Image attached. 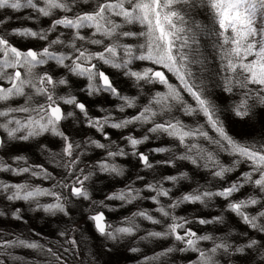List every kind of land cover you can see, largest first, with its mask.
Segmentation results:
<instances>
[{
  "label": "snow or ice",
  "instance_id": "1",
  "mask_svg": "<svg viewBox=\"0 0 264 264\" xmlns=\"http://www.w3.org/2000/svg\"><path fill=\"white\" fill-rule=\"evenodd\" d=\"M93 3L89 11L77 10L76 6H86ZM186 8L206 7L212 14L215 23L219 27L216 33L218 43L215 45L218 58L221 62L222 86L226 93L233 94L239 89L241 99L232 107L235 117L244 120L253 113L254 104L264 107V0H0V10L10 9L20 12L24 9L32 10L36 16H28L25 19H38L39 17L52 18L57 12L62 13L52 20L50 27L39 32L30 28H17L12 34L24 39L48 40V34L57 28H63L72 32L70 40H64L61 33L56 39L49 40L46 47L41 50H22L14 46L5 35H0V82L7 83V87L0 83V103L16 98H25V104L0 109V130L6 133L10 141H29L44 134H51L64 141V147L60 153L49 154V162L66 170L71 176L79 163L82 152L79 143L73 142L69 136L61 130V122L74 116L73 112H65L61 103L72 105L83 115L88 127L96 129L110 139L105 133V127L124 129L132 124L152 126L147 129L153 135H167L177 141L184 152L175 156L176 160L188 161L198 168L211 171L215 178L224 179L227 174L235 171L242 163H247L249 171L242 173L237 181L218 191L201 190L197 188L184 194L167 207L160 206L157 211L162 217L171 220L163 232L149 231L142 240L172 238L182 247H169L155 256L145 258L143 264H157L160 257L172 252H192L197 254L195 264H220L218 255L231 256L234 253H245L246 250L260 252V259L264 261V242L257 239H249L245 244L233 246L227 237H213L212 235H198L195 231L186 227L191 221L184 217H177L169 209L178 208L184 203H199L207 207L215 197H222L229 201L228 210L235 213L240 220L257 233H264V210L251 215L247 209L261 205L264 208V200L260 196L250 195L243 200H231L233 194L240 191L245 185H251L264 194V142H241L227 131L224 121L220 117L217 105L205 95L206 81L203 73L206 71V59L198 45V32L203 31L200 24L190 20L182 10ZM71 13V15H69ZM117 18L120 22H117ZM258 19L261 21L258 25ZM4 23L0 20V24ZM127 25H138L139 32L122 31ZM84 29L92 30L91 36L82 35ZM211 34V33H209ZM99 37V38H96ZM122 38H134L141 40L135 46L121 43ZM86 44L102 46L103 50L93 52L84 44L77 46L76 41ZM105 40L109 43H105ZM60 45L71 49V52H58L56 46ZM71 61V63H66ZM93 61H98L94 63ZM135 61H146L151 65L159 66L176 77L177 84L169 81L165 71L154 67H145L142 70H133L131 65ZM54 62L57 66L66 68L72 75L85 78L88 83L86 91L88 95L107 93L122 103L118 106L120 112L127 108L137 107L138 97L123 95L114 85L113 80L99 66L107 65L116 69L130 79L139 88L141 84H159L165 89L156 92L148 103L140 107V111L131 118L119 121L114 120L109 113L102 118L89 116L86 105L77 100L75 96H57L56 89L61 85H67V79L56 80L48 72L40 73V66ZM193 65L200 66V75L192 71ZM143 89L141 88V92ZM192 98L194 104L188 103L184 94ZM35 96L43 97L44 102H33ZM251 102H254L251 103ZM179 109L185 116L202 115L208 129L215 133L209 134L204 125L190 126L172 113ZM101 111H105L101 109ZM18 114H24L20 118ZM164 118L157 122V118ZM125 139L133 149L132 155L136 156L146 169L154 167L147 154L138 152L137 148L149 139L148 135L142 138L127 136ZM201 141L215 147V151L205 148ZM6 141L0 140V148ZM92 145L98 149H110V144H104L97 140L85 141V146ZM156 152H169L172 149L159 148ZM74 152L76 156L74 157ZM219 153H226L233 157L230 165L223 164L219 159ZM128 153L123 148L117 147L115 151L108 150L107 158L115 159L118 156H126ZM14 161L22 166L13 167L0 158V172H11L16 175L29 173L33 176H43L51 179V174L40 165H30L25 156L14 157ZM169 166H174L175 160L159 161ZM100 171L109 175L122 176L124 169L107 159L98 163ZM82 171V170H80ZM92 173L83 178L76 176L71 183L58 181L56 187L69 189L71 197L90 200L91 196L85 187V181L90 179ZM188 178L187 173L179 176H168L164 181L176 184L180 179ZM137 179H144L137 177ZM145 188L155 193L151 197L154 203L160 204L159 197H169L170 190L163 187V181L149 183ZM0 194H7L9 201H24L35 204L37 209L45 213L56 215L63 213L68 215L66 197L60 193L33 187L29 184H8L0 181ZM42 196L53 197L55 202L41 205L39 198ZM140 190L131 185L126 189L110 194L107 199L120 200L130 204L135 200L143 199ZM97 207H107L103 201H92ZM6 215L0 211V217ZM13 217L22 220L20 210L13 213ZM142 218L153 224H161L162 221L154 218L147 210H139L132 217L125 218L123 226L114 227L109 223L102 211L91 214L88 219L92 222L95 231L102 237L118 242L124 237L133 236L138 232L139 225L136 218ZM200 224L223 223V217H214L212 220L199 219ZM181 232L183 234H181ZM64 235V233H61ZM243 235H247L244 233ZM202 241H211L212 247L204 249L200 247ZM75 249L76 241H70ZM22 247L35 251L45 256L48 264H64V259L52 248L46 247L39 241H29L16 236L12 240L0 239V256H7L11 261L19 264H30L23 257L13 256L9 249ZM67 253L69 250L64 249ZM139 252V248L130 249ZM0 264H4L0 260Z\"/></svg>",
  "mask_w": 264,
  "mask_h": 264
},
{
  "label": "trees",
  "instance_id": "2",
  "mask_svg": "<svg viewBox=\"0 0 264 264\" xmlns=\"http://www.w3.org/2000/svg\"><path fill=\"white\" fill-rule=\"evenodd\" d=\"M181 8L185 12V14L190 18V20L200 24L203 28V31L198 32V45L200 53L202 54V58L206 59V71L203 73V79L206 81L205 95L217 105L218 109L220 110V117L224 121L227 131L230 135H232L234 138L241 142H264V107H260L258 105H255L254 102H251L254 104L253 113L250 117L244 120L235 117L234 113L232 112L233 105L235 103H238L241 99V92L239 89H236L234 90L233 94H228L223 89V73L221 72V62L218 58L217 50L215 47V45L218 43L216 33L219 32V27L215 23L212 14L207 10L206 7L186 8L181 6ZM4 10L8 11L9 9ZM61 14L62 13H60V15ZM4 15L5 13H3V10H0V18ZM23 16L35 17L36 14L30 9H24L20 12H15L13 10L9 12V17L13 20V25H17L16 20H19ZM45 20L46 17L45 19H41L42 22H45ZM117 21L120 22L118 18ZM260 22L261 21L258 19V25L260 24ZM32 26H34V24ZM86 30L87 29H84L83 32L88 35ZM122 31L139 32L141 31V28L138 25H127L122 29ZM14 37L15 40L9 39V41L16 47L18 42L23 43L25 40L24 38L15 36L13 34L10 36V38ZM17 39L19 41L15 42ZM26 40L25 45L27 48L36 45V43L32 40V42L29 41L30 39ZM121 42L124 44L135 46L136 44L141 43L142 41L134 38H122ZM84 46H90V48L93 47L91 46V44L86 43ZM99 66L106 74H109L111 78L114 79L116 77L114 74V76H112L111 74L112 72H115V74L117 75L118 70L113 69L107 65ZM131 67L133 70H140V67H154L156 69H160L159 66L151 65L149 62L146 61H135L131 65ZM56 69H58L60 74H62L63 71L61 72V70L65 68L58 66ZM164 71L169 81L173 84L178 85L176 77L173 76L171 73L167 72L166 70ZM192 71L199 76L200 66L193 65ZM65 74L67 75L70 73L66 72L64 73V75ZM68 80L71 85L78 88H81V86L85 87L86 85L84 83L85 80H71L69 78ZM119 80L120 85H123L126 88L125 90L121 88L122 94L126 96L138 97L136 101L137 103L142 102L144 104H147L149 95L153 96L158 91H165L164 87L159 84H143L144 86L141 87L143 91L141 92V88L138 89L134 81L124 76L122 72H120ZM136 87L138 90L136 89ZM82 98L84 103L88 106V109L92 108V106L95 105L97 109H104L107 114L110 113L113 117L117 119H122L123 117L129 118L130 116L132 117V115L137 114L138 111L136 107L134 113H130L129 111L127 112V110H125L124 112H120L121 114H119L118 109L116 111L115 109L118 108V106L122 102L116 99L115 97L112 98L106 95L105 97H99L97 95L95 101L90 100L88 97ZM184 98L188 101V103L194 104L192 98L186 93L184 94ZM24 99L25 98L20 97L9 104L3 103V105H0V109H3L9 105H12V107H18L24 102ZM100 113L101 112L99 111L98 114L100 115ZM118 114L120 116H118ZM23 115L21 114L18 116L20 118H23ZM76 115V120L70 123L71 131H75L77 136L80 139H84L85 141L89 139L96 140L97 133L93 134V131H91L90 128L87 126L83 115L79 111H77ZM172 115L179 117L185 124L190 126H195L197 124H205V119L202 115L185 116L179 111V109L175 110ZM164 118L158 117L157 122H162ZM151 126V124L141 125V128L138 130L137 134L149 136V139L146 142L142 143L139 146V149L144 151L149 156L150 162L153 163L154 167L152 169L147 170L146 168L142 167L143 165L140 163V160L135 159L134 157L131 159V156H129L128 154L127 159L123 160L124 162L121 163L122 165L120 164V162V165H117L124 169V174L120 176L119 179H117V176L115 181L113 182V184L115 185L118 184L122 186L124 184H133V187L138 189L141 188L142 190L140 194L144 198L140 199V202L138 203V200H135L130 204H125L120 200H113V202L118 207H120L117 213L119 220H122L123 218H128L130 215H133L139 210H147L150 215H152L156 219L161 220L162 223L153 224L148 220L138 217L136 219V223L139 225L140 230L136 232L135 235L124 237L123 240L120 241V245L123 247L122 249H120L119 247L116 248L115 243H118L119 241L114 243L111 240H102V238L97 237L96 234L93 233V227L90 226V232L88 233V235H86L87 237L84 238L80 236L76 243V247H83L84 243H87L90 246L85 247L84 257L89 259L87 263L143 264L145 258L155 256L169 247L175 246L177 249L182 247V245H180L178 242H175L172 238L137 240L136 237H144L149 231L163 232L165 230V227L171 223L170 219L161 216V214L157 211L158 206L151 201L152 199L150 200V198L154 196L155 193L149 192L147 195H145V185L149 183H159L163 181V187L165 189L170 190V195L169 197L161 196L162 199L160 202H165L169 205L175 200L180 199L184 194L190 193L197 188H201V190L207 189L209 191H218L225 187H228L231 183L237 181L238 178L241 177L242 173L250 170L249 168H245L243 166L244 163H242L235 171L229 173V175L227 174L224 179L210 176V172L207 169L198 168L188 161L176 160L175 156L183 153L184 149L179 146L178 142L173 140L172 138L165 139L164 137H166L167 135L157 136L148 133L147 129ZM0 134L6 141L4 146L5 150L2 149L1 151L2 153L6 151L7 157L14 158L16 157V155L19 156V154H22L24 152L29 154L33 153V151L31 150L33 141L29 143L27 141H10L8 140L6 134L3 131L0 130ZM109 134L113 138H111V141L115 140L119 142V145H122V143L124 142V136L122 137L121 135L119 136L117 133L112 132H109ZM209 134L215 136L214 132L212 131H209ZM99 137L102 138L101 136ZM101 140L102 141L99 142L102 143L103 139ZM51 142L56 144V141L54 140H52ZM201 143L205 145L207 142L204 141L203 143L201 141ZM208 146L210 147V151H215L214 146L209 144ZM159 148H169L172 149V151H153L154 149ZM82 149L86 153V158L88 160H92L93 158L96 159V161H99L100 158L103 157L102 151L98 148H95V146L88 145L82 147ZM221 158H228L227 165H230L233 160V157L229 156L226 153H219V159ZM170 159L175 160L174 166H169L164 163H158L159 161H167ZM102 173L105 172L98 170V173L95 175V178H97L96 180L98 182L96 188L97 192L106 195L109 192L117 190L119 187L116 188L115 185L107 186V184L106 186L109 188L107 191L104 192L100 189V183L102 182V180H107L104 178ZM181 173H187L188 178H182L176 184L164 181L165 177L179 176ZM137 177H143L144 179L140 180L137 179ZM2 178L4 181L12 182L8 174L3 176ZM248 187L249 185H245L243 188L240 189L239 192L233 194L231 200H243L248 195H257L260 196L262 200H264V194L259 193V191L254 190L252 193L249 194ZM94 190L95 188H93V191ZM77 201V203H72L71 207L67 209L69 213L68 215H64L61 213L56 217H42V219L38 220L36 223L34 222L35 224L32 227L26 225L30 219L28 218L29 213H26V211H24L23 205L21 206L20 204L14 202L8 204L7 209L10 207V210L8 209L7 214L10 218L13 213L16 212L17 209H20V216L22 217V219H24V222H21L20 220H14L12 221V224L15 228L21 230L19 232L22 236V239L29 241H39L41 244L46 245V247L52 248L53 251L57 252L63 257L65 263V261L67 262V260H65L64 249H67V247L70 246V244L66 240L70 233L69 229L73 226V224L85 221V219L83 218L87 216L86 206H88V204L85 203L83 199ZM228 203L229 201L225 200L222 197H215L211 202L208 203L207 207L199 203H184L181 204L178 208H175L174 210L169 209V211L177 212L181 217H184L187 220L191 221L186 225V227L190 228L192 231H195L198 235H212L213 237L220 238L227 237L228 242L231 243L234 247L245 244L249 239H257L261 242H264V233H257L255 230L245 225L240 220V218L235 215V213L228 210ZM1 208L3 207H0V211L4 212V208ZM260 210H264L261 205H256L247 209V211L251 215H256ZM27 212H29V210H27ZM214 217H223V223L200 224L198 222L199 219L212 220ZM2 218L0 217V221L2 220ZM33 227H35L36 233L32 238H29L31 237L29 236L30 228ZM61 233H64V235H61ZM139 233L140 235L138 236ZM244 233H247V235H243ZM82 241H84L83 244H81ZM208 246L209 244L206 241H202L200 243L201 248L207 249ZM132 248H139L140 251L134 253L130 251V249ZM21 251L23 252H16L11 254L20 255V257L23 258H25V255L27 254L33 255L39 259V262L37 263L48 264L45 256L40 255L31 249L23 248ZM196 259V253L175 251L167 256L160 257V260L157 262V264H195ZM217 259L219 260L220 264H264V261L260 259V252L256 250H246L243 254L234 253L231 256L218 255ZM4 260L6 261L4 264L13 263V261H10L7 256L6 259L4 258Z\"/></svg>",
  "mask_w": 264,
  "mask_h": 264
},
{
  "label": "rangeland",
  "instance_id": "3",
  "mask_svg": "<svg viewBox=\"0 0 264 264\" xmlns=\"http://www.w3.org/2000/svg\"><path fill=\"white\" fill-rule=\"evenodd\" d=\"M92 7H94L93 3H89L86 6H81V5L78 4L76 6V9H74V11H77V10L89 11V10L92 9ZM11 11L12 10H10V9L8 11L3 10V13H5V15L0 18V20L4 21V23L0 24V35H5L6 38L11 39V40H15V37L14 38H10V36L12 35V30L13 29L30 28V29H32L34 31L39 32L41 30L48 29L50 27L51 23H52V20L55 19V18H58L60 16V13L57 12L54 17L46 18L45 22L41 21V19H45V17H39L38 19H35V20H27V19H25V16H23L19 20H16L17 21V25H13L12 24L13 20L9 17V12H11ZM69 15H71V13ZM33 24H34V26H32ZM7 27H8V29H7ZM86 31H87L88 35H86V33H84L83 31H82L81 34L85 35L86 37H90L91 33H92V30H90V29L88 30L87 29ZM61 33L64 34L61 37L64 40H70L72 38V32L70 30H66V29H63V28H57L55 31L50 32L48 34V40L30 39L29 41L32 40L33 42L36 43V45H33V47L32 46L28 47V48L26 47V45H25V43H26L25 40L26 39L23 42L24 44L23 43H19L18 39L15 42H18L17 43V48H20L22 50H27V49H30V48L31 49H36V50H41V49H43L44 47L47 46L49 40L56 39V37L59 36ZM96 38H99V37H96ZM121 41H122V39H121ZM76 43H77V46H80L81 44L85 45V43L83 41H79V40H77ZM105 43H109V41L105 40ZM91 46H93V47L90 48V46H89L87 48H89L93 52H99V51L103 50L102 46H96V45H91ZM56 51L69 53V52H71V49L62 47L60 45H57L56 46ZM93 62L99 64L98 61H93ZM66 63H71V61H66ZM100 65H102V64H100ZM57 67L58 66L54 62H49L47 65L40 66L38 71L40 73H43V72L46 71L49 74H51L53 76V78L56 79V80H59V79H67L68 80V78L71 79V80H74V79L85 80L84 83L87 85L88 81L85 78L78 77V76H75V75H70L71 73L67 74V75L66 74L64 75V73H66V72L69 73L66 68L62 69L61 72L62 71L63 72H62V74H60L59 70L56 69ZM142 69L143 68L140 67V70H142ZM157 70H163V69H157ZM137 71H139V69H137ZM113 74L116 76L114 79L111 78V76L109 74L108 75L113 80L114 85L122 93L121 88L124 89V90L126 88H125V86L120 85V80H119L120 79V71H119V73L117 71V75L115 74V72H112L111 75L114 76ZM165 75H166V73H165ZM0 83H3L5 87L8 86L7 83H5V82H0ZM86 85H85V87L81 86V88H78V87H75V86L71 85V83H69V80H68V84L67 85H61V86H59L56 89V95L57 96L72 95V96H75L77 98V100L82 102V103H84L82 97H88L90 100L95 101V98L97 97V95L99 97H102V96L105 97V95L106 96H110L107 93H100V94H97V95L90 96V95H88L87 91L85 90L86 89ZM142 86H144L143 83L141 84V86L138 89H140ZM136 89H137V87H136ZM110 97L114 98L113 96H110ZM151 97L152 96L149 95L148 101H149V99ZM14 100H17V98L14 99ZM14 100H11V101L7 102V104H9L11 102H14ZM23 101L24 102L21 105L25 104V99ZM33 102L36 103V104L43 103L44 99H43V97L35 96L33 98ZM0 105H3V103H0ZM137 105H138L137 106V109H138L137 113H138L140 111V107H142V106H144L146 104H144L142 102H138ZM86 107L88 109L87 105H86ZM95 107L96 106L94 105V106H92V108L88 109L89 116H91L93 118H102L105 115H107V112L101 111V109L98 108L99 111L101 112L100 115H99L98 114L99 111H98L97 107L96 108ZM61 108L65 112H73L74 113L73 117H70L69 119L64 120V121L61 122V125H60L61 130L64 131L73 142L79 143L81 145V148L78 149L77 151L83 153L82 155L79 156V163L76 165V169L74 170L73 174L71 176H69L64 168L58 167L54 163H50L49 162V154H50V152H52V153H60L62 151V148L64 147V141L62 139H60L59 137L53 136L51 134H44L42 136H39L37 138H34V139H31V140L27 141L28 143L33 141L32 142L33 143L32 144V149H31L33 151V153L29 154V153H25L24 152L22 154H19V156H25L27 158L28 164H30V165L43 166V168L46 169L51 174L52 178L51 179H45L43 176H33V175L29 174V173H25V174H22V175H16V174H13L11 172H0V181H3V182L8 183V184H25L26 183V184H29V185H31L33 187H40V188L56 191V192L60 193L63 197L67 198L66 199V208L68 209V208L71 207L72 203H74V202L77 203L78 202L77 200H80V199L71 197L69 195V189H61V188L56 187L57 182L58 181H63L65 183L71 184L75 180L76 176H80L81 178H83L84 175H88L89 173H92V175L90 176V179L85 181V187L87 188V190L89 191L90 196H91L90 200H84V202L88 204V206H86L87 216H85L83 218V219H85V221L78 222L77 224L75 223L69 229L70 233H69L68 237L66 238L67 242L70 244V246L67 247V249L69 251L67 253L64 251L65 252V260H67V262L65 261L64 264H90V263H87L89 261V259L84 257L85 247L89 246V245L87 243H84V241H82L81 244L84 243V246L83 247L82 246L81 247L80 246H78V247L75 246V249H74L73 245L70 243V241H72L74 239L76 241V243H77V240L79 239L80 236L84 237V238L87 237L86 235H88V233L90 232V230H89L90 226L93 227V224L88 219V217L91 214H94L97 211H102L105 214L107 221L109 223H111L114 227L121 226V224L125 220V218H123L122 220H119V218L117 216V213H118V210H119L120 207H118L116 204H114L113 200L107 199V197L110 194H113V193H116V192H118L120 190L126 189L127 186L131 185V184H124V185L120 186L117 183H116L117 185H115V184H113V182L115 181V179L117 177L116 175H109L108 173H102L104 178L107 179V180H105L106 182L104 180H102V182L100 183V186H101L100 189L101 190H103L104 192L107 191L109 189L107 187L108 185H110V186L111 185H115L116 188H118V187L119 188L117 190L113 191V192L107 193L106 195L98 193L97 190H96L98 182L96 180L97 178H95V175L98 173V170H99L98 163L100 161H102V160H105V159H107L109 163H114L116 165H120L122 162H124L123 160L127 159V155L126 156H118L115 159L107 158V151L108 150L115 151L117 149V147L123 148L124 151L126 153H128L129 156H131V159L133 157L135 159H138L136 156H133L131 154L133 149L128 144V141L125 139V137L131 135V136H134L136 138H142L143 135L137 134L138 130L141 128L140 124H132V125H129L128 127L124 128V129H113L111 127H105V133H107V136L110 137V139H105V136L102 133L98 132L94 128L89 127L90 130L93 131V134L97 133L96 140L97 141H102L101 139H103L102 143L110 144V149H100L102 151V153H103V157L100 158L99 161H96V159H93V158H92V160H88L86 158V153L82 149V147H85V140L84 139H80L77 136L75 131L72 132L71 131V126H70V123L76 120V118H77L76 114H77V111H79V110L74 108V106H72V105H65L63 103H61ZM135 108H127L125 110H127V112L129 111L130 113L131 112L134 113L135 112ZM117 109H118V113L121 114L120 111H119V108H116L115 111ZM119 114H118V116H120ZM18 115H21V114H18ZM135 115L136 114L132 115V117L135 116ZM113 118L116 121L125 119L124 117L122 119H117L115 117H113ZM129 118H131V116ZM262 118H263V116H262ZM204 126H205L206 130L211 131L210 129H208L206 124H204ZM1 131H3V130H1ZM109 132L117 133L119 136L121 135L122 137L124 136V138H123L124 142L122 143V145H119V142H117L115 140L111 141L112 137L110 136ZM99 136H101L102 138H100ZM1 137H2V140L5 141V139H3L2 135H1ZM51 138H54V139H51ZM164 138L165 139H170V137H168V136H166ZM45 139H46V141H45ZM52 140L56 141V144L52 143L51 142ZM117 140H118V138H117ZM202 142L204 143V141H202ZM139 146L137 148V151L145 153L144 151L139 149ZM204 147L208 148L210 150V147L208 146V143H206L204 145ZM2 149L5 150L4 147L0 149V158H2L4 161H6L8 164L12 165L13 167L22 166V162H21V164L18 165L14 161V158L7 157L6 151L4 153H2V151H1ZM73 155L75 157L76 156V152H74ZM16 157H17V155H16ZM220 161L223 164L226 163L225 165H227L228 158L227 159L221 158ZM119 162H120V164H119ZM230 163H231V160H230ZM243 166L245 168H249L247 163H244ZM80 170H82V171H80ZM147 170H149V169H147ZM209 172H210V176H212L211 171H209ZM6 174H8L9 178L11 179V181L13 183L3 180L2 177L5 176ZM119 178H120V176H118L117 179H119ZM106 184H107V186H106ZM131 186L133 187V184ZM93 188H95L94 191H93ZM133 188H135V187H133ZM135 189H138V188H135ZM248 189H249V192H248L249 194L252 193L254 190L258 191V189H254L251 185H249ZM138 190H140V193H141L142 189L140 188ZM149 192L150 191L145 189V195H147ZM6 195L7 194H0V207L4 208V213L6 214V215L3 216V218L1 217L2 220L0 221V239L12 240L16 236H19L22 239V236H21V234L19 232L21 230H18L12 224V221L17 220V219H15L13 217V215L9 218V216L7 214L8 209L10 210V207L7 209L8 204H11L12 202L18 203L21 206L22 205L24 206V211H26V213H29L28 214V216H29L28 218L30 219L29 222L26 225L31 226V227L34 226V224L38 220L42 219V217H56L57 215L61 214V213H57L56 215H50L48 213H45L42 209H37L36 205L34 203L33 204H29V203L24 202V201H9L6 198ZM248 196H250V195H248ZM149 198H150V196H149ZM159 199L161 201L162 197H159ZM150 200H151V198H150ZM92 201H103L104 204L107 205V207H97L96 205H94L92 203ZM151 201L153 202V200H151ZM39 202H40L41 205H44V204L54 203L55 200H54L53 197H50V196H42V197L39 198ZM138 202H140V199H138L137 203ZM156 205L158 206V208L160 206H165V207L168 206V204L165 203V202H160L159 205L158 204H156ZM3 208H1V209H3ZM27 210H29V212H27ZM173 213H174L175 216L181 217L177 212H173ZM132 216L133 215H130L129 217H132ZM20 221L24 222V219H22ZM93 230H94L93 233H95L97 237L102 238V240H108V239L100 236L95 231L94 227H93ZM35 233H36L35 227L30 228V231H29L30 235L29 236H31V237H29V238H32L35 235ZM181 234H183V233L181 232ZM139 235H140V233L138 234V236ZM136 238H137V240H142L141 237H136ZM82 240H83V238H82ZM122 240H120V241H122ZM120 241L118 243H115V242L114 243L116 245V248L119 247L120 249H122L123 247L120 245ZM206 242H208V244H209L207 249H210L212 247V242L211 241H206ZM22 249H23L22 247H17V248L9 249V251L11 253H16V252L17 253H21V252H23V251H21ZM13 256L20 257V255H13ZM4 258L6 259V256H0V260H3L4 263H5L6 261L4 260ZM25 259L27 261H29L30 264H40V263H37V262H39V259L37 257L33 256V255L27 254V255H25ZM11 264H14V262L11 263ZM15 264H19V261L15 262Z\"/></svg>",
  "mask_w": 264,
  "mask_h": 264
},
{
  "label": "water",
  "instance_id": "4",
  "mask_svg": "<svg viewBox=\"0 0 264 264\" xmlns=\"http://www.w3.org/2000/svg\"><path fill=\"white\" fill-rule=\"evenodd\" d=\"M0 140H2V137H1V135H0ZM1 149V148H0ZM105 215V214H104ZM106 217V216H105Z\"/></svg>",
  "mask_w": 264,
  "mask_h": 264
}]
</instances>
